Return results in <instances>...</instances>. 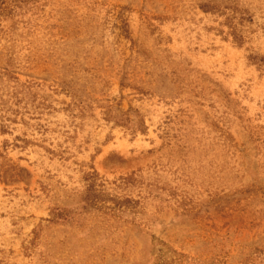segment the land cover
<instances>
[{
  "label": "rangeland",
  "instance_id": "1",
  "mask_svg": "<svg viewBox=\"0 0 264 264\" xmlns=\"http://www.w3.org/2000/svg\"><path fill=\"white\" fill-rule=\"evenodd\" d=\"M0 264H264V0H0Z\"/></svg>",
  "mask_w": 264,
  "mask_h": 264
}]
</instances>
